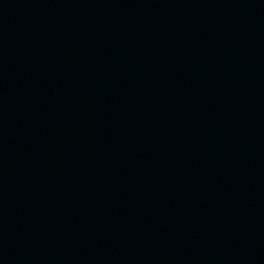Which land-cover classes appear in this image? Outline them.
Here are the masks:
<instances>
[{
    "label": "water",
    "instance_id": "1",
    "mask_svg": "<svg viewBox=\"0 0 264 264\" xmlns=\"http://www.w3.org/2000/svg\"><path fill=\"white\" fill-rule=\"evenodd\" d=\"M0 264H264V0H0Z\"/></svg>",
    "mask_w": 264,
    "mask_h": 264
}]
</instances>
